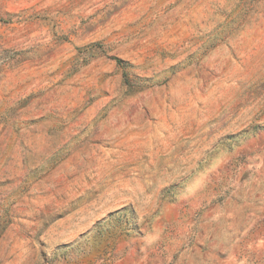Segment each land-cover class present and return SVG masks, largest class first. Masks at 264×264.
<instances>
[{"label":"rangeland","instance_id":"374dc122","mask_svg":"<svg viewBox=\"0 0 264 264\" xmlns=\"http://www.w3.org/2000/svg\"><path fill=\"white\" fill-rule=\"evenodd\" d=\"M0 264H264V0H0Z\"/></svg>","mask_w":264,"mask_h":264}]
</instances>
